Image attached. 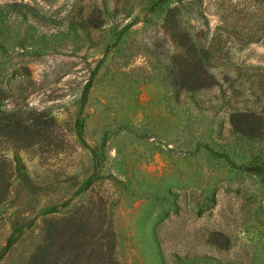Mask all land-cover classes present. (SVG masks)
<instances>
[{
	"label": "rangeland",
	"instance_id": "374dc122",
	"mask_svg": "<svg viewBox=\"0 0 264 264\" xmlns=\"http://www.w3.org/2000/svg\"><path fill=\"white\" fill-rule=\"evenodd\" d=\"M5 117L0 264L91 212L94 264H264V0H0Z\"/></svg>",
	"mask_w": 264,
	"mask_h": 264
},
{
	"label": "trees",
	"instance_id": "16d2710c",
	"mask_svg": "<svg viewBox=\"0 0 264 264\" xmlns=\"http://www.w3.org/2000/svg\"><path fill=\"white\" fill-rule=\"evenodd\" d=\"M14 5L16 4H6L10 8ZM199 69H204L200 63L189 64V69L185 70L184 73L190 77L197 76ZM201 85L203 84L198 82L197 79H193L191 82L184 83L183 86L197 89ZM1 122V133H9L10 135H15L16 130L24 126L20 120L9 119L8 117H5V120ZM253 169L264 173V168L259 165H255ZM8 171V165L0 159V202L5 199L9 191L10 174ZM91 215L92 212L91 214L81 213L61 220H51L43 243L36 248L27 264H94L108 262L111 254L108 255V252H106L104 248L106 245L94 240L96 233L89 234L90 229H93L96 223H99Z\"/></svg>",
	"mask_w": 264,
	"mask_h": 264
}]
</instances>
